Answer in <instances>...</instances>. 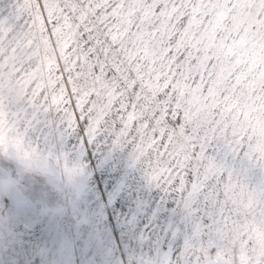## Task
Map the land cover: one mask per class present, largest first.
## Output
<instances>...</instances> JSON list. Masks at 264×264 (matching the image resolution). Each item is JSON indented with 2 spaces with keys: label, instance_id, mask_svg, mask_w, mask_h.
<instances>
[{
  "label": "snow or ice",
  "instance_id": "6c2138e0",
  "mask_svg": "<svg viewBox=\"0 0 264 264\" xmlns=\"http://www.w3.org/2000/svg\"><path fill=\"white\" fill-rule=\"evenodd\" d=\"M5 17L51 52L57 131L127 151L205 221L179 264H264V0H0Z\"/></svg>",
  "mask_w": 264,
  "mask_h": 264
},
{
  "label": "rangeland",
  "instance_id": "374dc122",
  "mask_svg": "<svg viewBox=\"0 0 264 264\" xmlns=\"http://www.w3.org/2000/svg\"><path fill=\"white\" fill-rule=\"evenodd\" d=\"M50 58L34 28L0 19V264H179L205 221L148 185L127 151L57 131Z\"/></svg>",
  "mask_w": 264,
  "mask_h": 264
}]
</instances>
